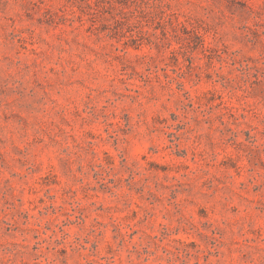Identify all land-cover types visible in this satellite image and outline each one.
<instances>
[{"label": "rangeland", "instance_id": "1", "mask_svg": "<svg viewBox=\"0 0 264 264\" xmlns=\"http://www.w3.org/2000/svg\"><path fill=\"white\" fill-rule=\"evenodd\" d=\"M0 264H264V0H0Z\"/></svg>", "mask_w": 264, "mask_h": 264}]
</instances>
